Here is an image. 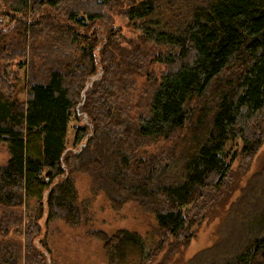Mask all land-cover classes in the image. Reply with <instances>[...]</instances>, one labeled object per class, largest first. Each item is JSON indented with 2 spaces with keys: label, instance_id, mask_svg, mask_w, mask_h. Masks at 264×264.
Here are the masks:
<instances>
[{
  "label": "trees",
  "instance_id": "obj_1",
  "mask_svg": "<svg viewBox=\"0 0 264 264\" xmlns=\"http://www.w3.org/2000/svg\"><path fill=\"white\" fill-rule=\"evenodd\" d=\"M69 1L6 0L0 10L12 22H0L7 27L0 29V144L10 155L0 166V206L19 209L0 218V234L12 227L26 233L25 243L0 240V264L24 258L25 264H44L36 242L45 205L49 221L81 224L78 172L91 177L94 194L105 192L115 210L134 202L156 216V241L127 229L95 232L107 264H163L158 253L188 245L210 202L232 187L227 145L240 141V153L251 156L264 142V0H127L123 14L139 33L128 60L116 59L112 34L94 27L102 16L82 10L120 0H78L79 7L63 10L69 25L46 20L48 13L42 17V8ZM27 59L26 98L20 101L9 70ZM155 63L165 70L154 79L146 111L133 118L124 103L134 76L146 75ZM73 115L79 125L69 147ZM187 126L188 135L164 152H139L147 141L171 139ZM259 197L263 208L243 201L242 216L228 219L230 226L241 224L237 239L229 237L235 254L220 259L224 254L215 252L204 254L202 263L180 264H264V187ZM28 200L38 202L39 212L27 218L20 210Z\"/></svg>",
  "mask_w": 264,
  "mask_h": 264
},
{
  "label": "rangeland",
  "instance_id": "obj_2",
  "mask_svg": "<svg viewBox=\"0 0 264 264\" xmlns=\"http://www.w3.org/2000/svg\"><path fill=\"white\" fill-rule=\"evenodd\" d=\"M77 1L78 0H70L67 4L55 10L42 8V17H45V14L48 13L46 20L52 21V19H56L59 22L62 21L61 24L69 25L63 10L65 7L68 10L79 7ZM126 1L127 0H120L110 5L89 3V7L82 9L83 11L90 10L96 12L102 16V19L95 22L94 27L98 29L100 35H104L105 37L112 34V41L115 46L114 55L118 60H123L124 58L128 60L129 55L135 50L132 41L139 36V33L128 23L126 16L123 14V10H125L127 6ZM5 6L7 7L6 0H0L1 12L4 11L3 9ZM61 17L63 20H61ZM3 20L6 22L10 21L9 18L0 14V22ZM54 22L59 23L56 21ZM11 23L10 21L7 26ZM71 26L76 29L75 25ZM92 26L93 25H91V27ZM113 27L115 31L114 33H110L108 28L111 29ZM0 29L2 31H7V27L5 28L4 26L0 27ZM82 31L85 32L84 30ZM39 35L37 42L41 46L43 44V34ZM81 44L83 45L84 43ZM43 50L44 48L39 49L40 52ZM36 61L47 63V59L38 58ZM17 62L22 63V61L19 60L11 65L9 75L12 79L8 83L11 87L13 86L16 99L21 101L26 98L25 87L29 72V60L27 59L26 62H24L25 65H22L20 68H18ZM133 63H136L137 67L141 68L143 62L135 60ZM1 70H4L3 63H0V72ZM164 70V65L155 63L148 69L146 75L134 76L135 86L130 89V98L126 100L128 103H124V106H126L125 109L130 107V114L133 118L137 117L139 113L146 111V102H148L150 92L152 91L151 87L154 79L159 78V75ZM260 118L261 115L258 117V120ZM78 125L79 121H77L73 115L67 137L69 147L75 137L74 128ZM188 133L187 126L185 129L178 131L171 139L147 141V145L142 147L139 152L141 155H158L176 141L183 140ZM242 147V143L237 141L230 142L225 149L227 155L230 157L233 155L232 168L229 175L232 180L229 183L233 182L234 184L236 182L234 187L232 184L229 190V187L225 190H221L210 202L204 212L206 215L204 220L194 228V236L188 245L181 247L178 251L174 250L177 252L173 250L171 252L172 248L166 247L162 252L158 253L157 263H192L206 258L204 254H206L208 258L210 254L215 252L224 254L220 259L230 258V256L233 255L234 251L229 249L233 241L229 240V237L236 235L235 240L237 239L241 224L240 221L235 220L236 222L233 221L234 224L230 226L232 220L228 219L232 217L240 218L242 216L241 207L248 201L258 204V206L263 204L260 201L259 193L260 189L264 187V142L259 150L251 156H243L240 153ZM9 157L7 146L5 144H0V166L7 163ZM74 179L78 191L79 208L82 213L81 224L79 226H70L62 219L49 221L47 216L48 207L45 205L40 215L42 217L40 220L41 232L36 242L39 250L42 251V255H44V264H107L103 243L93 236L97 231H103L111 235L118 230L127 229L140 233L142 236L146 237L148 241L158 240V237L154 236L158 233L156 216L154 214L143 211L134 202L126 203L120 210H115L110 198L105 192L99 191L94 194L92 179L88 174L78 172L74 174ZM227 185L229 186L230 184ZM244 192L245 200H242L240 195ZM235 201L239 204L236 207L238 211L233 212V214L227 218L231 213V206ZM11 211L17 212L19 209L0 206V218H2L5 213ZM20 211L27 216V218L29 214L37 215L39 212V204L36 200H28L26 206ZM227 224L228 227L230 226L229 228ZM5 234L6 235L0 234L1 241L16 243L19 241L25 243L26 233H22L20 228L12 227ZM225 239L227 242H224ZM171 243L170 241V244ZM223 243L224 246H222ZM170 244L167 246H171ZM226 245H228V248H226ZM237 247L238 246H236V248ZM22 264H25V258L22 259Z\"/></svg>",
  "mask_w": 264,
  "mask_h": 264
}]
</instances>
